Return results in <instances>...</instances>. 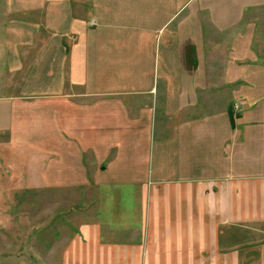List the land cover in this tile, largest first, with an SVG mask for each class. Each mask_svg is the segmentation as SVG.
Instances as JSON below:
<instances>
[{"label": "crops", "instance_id": "obj_1", "mask_svg": "<svg viewBox=\"0 0 264 264\" xmlns=\"http://www.w3.org/2000/svg\"><path fill=\"white\" fill-rule=\"evenodd\" d=\"M261 7L32 0L9 20L0 133L35 181L75 188L66 264H239L244 246L264 264Z\"/></svg>", "mask_w": 264, "mask_h": 264}, {"label": "rangeland", "instance_id": "obj_2", "mask_svg": "<svg viewBox=\"0 0 264 264\" xmlns=\"http://www.w3.org/2000/svg\"><path fill=\"white\" fill-rule=\"evenodd\" d=\"M30 1L32 0H0V35L5 34L10 19L26 18L24 12ZM20 6L24 10L20 9ZM263 10L264 7H261L260 14H264ZM252 13L253 6L247 4L246 16L251 17ZM36 16L37 14L32 15V20ZM0 43H3L1 38ZM3 52L5 45L0 44V64ZM261 74L264 77V70ZM245 76V86L264 95V86L258 88L252 85L251 72H245ZM248 105L246 102L244 107ZM8 140L9 134L5 131L0 133V264H66L65 255L76 226L73 222L74 214L71 213L75 207L68 209L70 203L66 197L69 192H74L75 188L35 181V178L41 180V177L39 171H31L28 151L11 149V145L6 143ZM248 231L249 229H244L245 244L251 240V236L246 238ZM244 247L241 249L245 254H240L239 264H258L253 262L254 256L258 257L257 249ZM206 252L207 250H204L203 254L198 255L201 260L196 264H219L216 259L215 262L212 261L214 257L210 256V253L206 255Z\"/></svg>", "mask_w": 264, "mask_h": 264}, {"label": "built area", "instance_id": "obj_3", "mask_svg": "<svg viewBox=\"0 0 264 264\" xmlns=\"http://www.w3.org/2000/svg\"><path fill=\"white\" fill-rule=\"evenodd\" d=\"M238 107H239V104H238V103H234V104H233V109H234V110H238Z\"/></svg>", "mask_w": 264, "mask_h": 264}]
</instances>
